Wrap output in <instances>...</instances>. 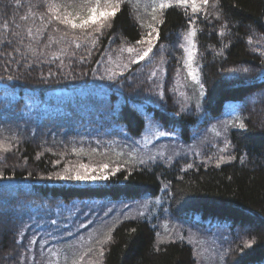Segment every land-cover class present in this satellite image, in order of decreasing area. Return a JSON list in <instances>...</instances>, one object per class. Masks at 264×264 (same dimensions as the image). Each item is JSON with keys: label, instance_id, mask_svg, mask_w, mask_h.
I'll return each instance as SVG.
<instances>
[{"label": "trees", "instance_id": "16d2710c", "mask_svg": "<svg viewBox=\"0 0 264 264\" xmlns=\"http://www.w3.org/2000/svg\"><path fill=\"white\" fill-rule=\"evenodd\" d=\"M139 1L93 42L50 20L48 5L79 0H0V264H72L89 248L94 264H198L195 231L224 241L206 264H264V0H210L207 16L157 8L156 20L159 2ZM149 24L159 39L133 62ZM211 124L222 132L197 138ZM163 131L195 151L149 160L133 138ZM81 164L114 174L53 176ZM99 200L148 210L80 238L69 210Z\"/></svg>", "mask_w": 264, "mask_h": 264}, {"label": "snow or ice", "instance_id": "6c2138e0", "mask_svg": "<svg viewBox=\"0 0 264 264\" xmlns=\"http://www.w3.org/2000/svg\"><path fill=\"white\" fill-rule=\"evenodd\" d=\"M17 3H19V0H17ZM124 3V0H79L78 3H73L71 5L72 10L71 11H61V6L58 4H50L48 5V11L50 13H53L51 19H54L59 24L64 25L66 29L81 30V34L84 39L91 38L93 42L98 40V36H96L97 33L103 34L102 30L105 27H111L110 21L115 18L117 13L121 10V7ZM216 3H219V0H216ZM210 4V0H167V2H161L159 3L155 8H153V15L152 19L156 20L157 16L155 15L156 9H166V8H172V7H180L185 10L188 8L191 9L192 14H199L201 12H204V9L206 6ZM205 16H207V13L204 12ZM185 15H188L187 11H185ZM28 17H22V19H27ZM44 17L41 16V19ZM159 23H163V20L161 19ZM193 20L189 19V24H192ZM148 27L151 29L147 33L145 37H142L141 40L137 41V44H147V47L144 48L141 52H138L137 56L134 58L133 62H139L143 61L146 57H149L150 53H152L153 48L155 46V41L159 39V30L157 27L153 26L152 24H149ZM59 31V29H57ZM155 33V35H153ZM29 34H31V30L29 29ZM68 32L65 31L61 39L64 38V36H67ZM196 32L195 29L189 32L188 36L185 37V39H188L191 42V37L195 36ZM81 37H74V40L80 39ZM52 42L51 39L49 41ZM76 47H80L79 43L76 44ZM183 47V45H181ZM195 47V45H193ZM134 49L128 48L127 51L132 52ZM191 60H192V54L189 53V60L187 63L189 64V75L193 80H195L197 83H200L198 80L195 70L191 68ZM127 65H125L126 67ZM244 71H248V69H244ZM154 75V74H153ZM111 79V77H109ZM11 79V77H9ZM201 87L203 85L201 84ZM245 126L244 122H241L239 127L243 128ZM167 133L165 132H159L160 136H164ZM5 148V145L2 141H0V150H3ZM223 157L220 158V161H223ZM229 159H234V157H229ZM141 163H144V161H140ZM219 166V164L217 165ZM191 167V165H189ZM108 165H102L97 171L96 168H91L89 165L81 164L77 169L70 170L68 168H65L63 173L56 172L53 174V176L56 179L60 180H66V181H97V180H107L110 178V175L114 174L112 172L107 171ZM119 171V168L116 169ZM51 178V177H49ZM134 231V230H133ZM112 240L111 234L107 235V238L105 241H102V243H107L108 241ZM251 243H254L252 241ZM250 246V245H246ZM93 250L89 248L87 252L83 253L79 256L78 260H74L72 264H84L85 257L88 256ZM99 255H104V250L101 248L99 250Z\"/></svg>", "mask_w": 264, "mask_h": 264}, {"label": "rangeland", "instance_id": "374dc122", "mask_svg": "<svg viewBox=\"0 0 264 264\" xmlns=\"http://www.w3.org/2000/svg\"><path fill=\"white\" fill-rule=\"evenodd\" d=\"M136 1V0H135ZM141 1V0H140ZM139 1V2H140ZM151 2L153 0H145ZM159 3L167 2V0H155ZM189 53L187 56V61ZM167 133L164 136L159 134H153L148 137H136L133 138L134 144L142 148L148 155L149 160L160 158L162 160H173L177 157L183 156L195 151V145L192 143L181 140L178 136V131H163ZM222 132V127L212 125L205 131L199 130L197 132V138L205 136L216 137ZM157 160V159H156ZM92 206L89 207V206ZM118 210H114L113 207ZM75 210V223L74 227L79 230L80 238L86 237L87 234H93L97 229L105 226L109 218L113 217L117 220L127 217H138L144 214L148 210V204L142 201H117V202H105L94 201L87 205V203H75L69 212ZM193 242L199 248L201 256L197 258L198 264H206L209 261L214 260L216 257L221 256V248L224 245V241L221 239V235L216 232L208 231H195L193 235ZM86 263L94 264V259L86 256Z\"/></svg>", "mask_w": 264, "mask_h": 264}]
</instances>
